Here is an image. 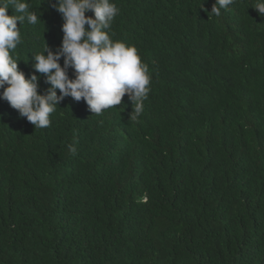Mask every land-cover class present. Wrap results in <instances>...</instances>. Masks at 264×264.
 I'll return each mask as SVG.
<instances>
[{
	"label": "trees",
	"instance_id": "obj_1",
	"mask_svg": "<svg viewBox=\"0 0 264 264\" xmlns=\"http://www.w3.org/2000/svg\"><path fill=\"white\" fill-rule=\"evenodd\" d=\"M27 2L40 20L17 21L10 53L26 78L46 42L61 44L64 22L48 0ZM112 2L110 38L149 68L144 112L130 119L127 93L100 115L66 97L35 128L0 99V264H264L256 0L220 16L215 0Z\"/></svg>",
	"mask_w": 264,
	"mask_h": 264
},
{
	"label": "clouds",
	"instance_id": "obj_2",
	"mask_svg": "<svg viewBox=\"0 0 264 264\" xmlns=\"http://www.w3.org/2000/svg\"><path fill=\"white\" fill-rule=\"evenodd\" d=\"M48 2L63 18L62 42L55 50L46 42L43 51L32 56L35 71L26 78L18 59L10 55L21 43L17 21L20 25L25 21L36 25L40 16L30 11L27 0H0V99L35 128H46L51 123L50 115L66 97L76 102L83 99L91 113L100 115L120 105L127 93L133 106L130 119L138 120L151 91V77L135 46L110 38L112 22L119 13L117 5L112 0ZM233 3L234 0H215L210 12L220 16L221 9ZM253 7L264 16V0H256ZM9 8L13 9L12 15L8 14ZM88 11L93 14L86 15ZM37 73L43 74L50 85L43 93L38 91ZM69 148L73 154L76 152L75 147Z\"/></svg>",
	"mask_w": 264,
	"mask_h": 264
}]
</instances>
